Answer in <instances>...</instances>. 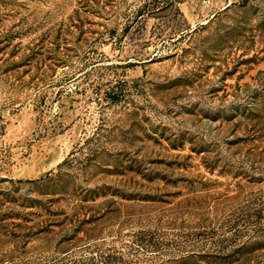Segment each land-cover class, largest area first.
Instances as JSON below:
<instances>
[{"label": "rangeland", "instance_id": "1", "mask_svg": "<svg viewBox=\"0 0 264 264\" xmlns=\"http://www.w3.org/2000/svg\"><path fill=\"white\" fill-rule=\"evenodd\" d=\"M237 258L264 264V0H0V264Z\"/></svg>", "mask_w": 264, "mask_h": 264}, {"label": "trees", "instance_id": "2", "mask_svg": "<svg viewBox=\"0 0 264 264\" xmlns=\"http://www.w3.org/2000/svg\"><path fill=\"white\" fill-rule=\"evenodd\" d=\"M242 246H239V247H237V248H235V249H233V250H231V252H229V253H226V255L225 256H233V255H237V254H239L241 251H242ZM239 259L237 258L236 259V261H224V262H222L221 264H237L239 261H238ZM238 264H240V262L238 263Z\"/></svg>", "mask_w": 264, "mask_h": 264}]
</instances>
